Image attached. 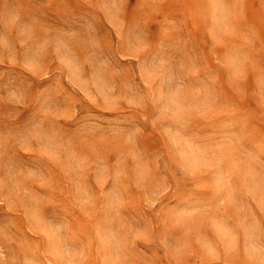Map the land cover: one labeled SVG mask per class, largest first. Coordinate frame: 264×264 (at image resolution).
Returning <instances> with one entry per match:
<instances>
[{
	"label": "rangeland",
	"instance_id": "1",
	"mask_svg": "<svg viewBox=\"0 0 264 264\" xmlns=\"http://www.w3.org/2000/svg\"><path fill=\"white\" fill-rule=\"evenodd\" d=\"M0 264H264V0H0Z\"/></svg>",
	"mask_w": 264,
	"mask_h": 264
}]
</instances>
